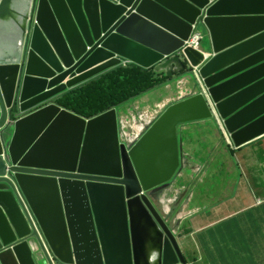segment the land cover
<instances>
[{"label": "water", "instance_id": "obj_1", "mask_svg": "<svg viewBox=\"0 0 264 264\" xmlns=\"http://www.w3.org/2000/svg\"><path fill=\"white\" fill-rule=\"evenodd\" d=\"M122 61L200 80L129 151L116 110L55 103ZM197 122L264 136V0H0V264H187L158 207Z\"/></svg>", "mask_w": 264, "mask_h": 264}, {"label": "crops", "instance_id": "obj_2", "mask_svg": "<svg viewBox=\"0 0 264 264\" xmlns=\"http://www.w3.org/2000/svg\"><path fill=\"white\" fill-rule=\"evenodd\" d=\"M166 90L167 93L161 94L157 99L146 95L136 102L141 109L175 103L178 97L173 87L169 86ZM179 132L185 156L188 155L190 159L185 165V171L203 173L199 182L193 183L196 190L189 189L187 184L179 191L183 201L179 227L185 238L183 251L194 257L187 243L191 240L196 245L192 246L193 251L197 249V243L205 251L199 264H264V186L253 177L256 171H264V137L237 150L231 157L219 142L212 141L211 132L201 123L185 125ZM210 140L215 151L202 159L199 144L201 142L205 145L204 142ZM209 171H213L212 174ZM242 171L246 172L242 174ZM216 176L219 177V182L216 181ZM198 177L199 175L196 176ZM206 177L213 180L214 188L223 189L221 206L216 204V192L211 193L206 188L201 190ZM262 179L264 180V176H261ZM233 182H239L237 196L228 193ZM201 209L207 210L198 214V223L192 221L191 216ZM248 222L251 225L249 230ZM233 224L244 231L243 234L239 229L240 235L231 234Z\"/></svg>", "mask_w": 264, "mask_h": 264}, {"label": "clouds", "instance_id": "obj_3", "mask_svg": "<svg viewBox=\"0 0 264 264\" xmlns=\"http://www.w3.org/2000/svg\"><path fill=\"white\" fill-rule=\"evenodd\" d=\"M204 39H205V41L207 40L208 46H205V47L203 46L204 45L203 44ZM209 45H210V42H209L208 35L201 30L194 31V33L190 37L189 41L185 42V48H191V49L196 50L200 53L203 52V49L209 48ZM185 64H187L186 61H185ZM129 65H132V64L128 61H122L121 64L117 67H120V66L125 67V66H129ZM117 67H115V68H117ZM115 68H113V69H115ZM150 69H153L154 72L157 73L155 71L156 66L151 67ZM150 69H146V70H150ZM157 74H162L163 76L172 79V81L169 84H167L166 86L162 87V89H167V87H169V86H171V87L175 86V89L177 91V97H178L179 101L176 100L175 103H171V104L167 103L168 105H159L157 107H154L153 109H141V106L136 101L140 100L141 98H143L146 95H150L151 93L160 90V88H158L154 91H151V92L145 94L144 96L133 101L132 103L125 105L124 107L120 108L119 110L112 109V110L117 111L119 145L124 144L126 146V148L128 149V151L130 150V146L133 147L142 138V136L145 134V132L148 129H150L155 122L158 121V119L163 115V113L166 109H168L172 105L178 104L181 101H184V100L190 98L196 92H199V90L194 88V85L196 84V80H198V82L200 83V80L198 78V69L197 68L196 69L187 68L185 71H183L179 74L173 73V75L170 77L167 75L166 71H162V72H159ZM80 85H83V84H80ZM80 85H78V86H80ZM78 86H76V87H78ZM76 87H74V88H76ZM66 91H69V90H66ZM60 96H58L55 99L57 100ZM55 103H56V101H55ZM93 119H95V118H93ZM84 120L89 121L92 119H84ZM199 123L203 124V122H199ZM190 124H193V123H190ZM190 124H186V126L190 125ZM204 124L208 125V123H204ZM183 126H185V125H180L178 127L179 137H180L179 131H180V129H182ZM210 131H211V134H213V131L212 130H210ZM263 137H260V138H263ZM260 138H258V139H260ZM258 139H256V140H258ZM180 140L182 141L181 137H180ZM256 140H254V141H256ZM254 141H252V142H254ZM252 142H250V143H252ZM250 143H248V144H250ZM200 144H201V142H200ZM248 144H246L240 148H236L231 143V145L228 146L227 151L229 152L230 156L232 157L237 150H240L241 148L247 146ZM183 145H184V143L182 142V149H183L182 150V158L180 159V166H179V170H178L181 172L177 173L173 177V179L171 180L170 183L174 182V185H171L167 189V191H164L163 194H164L165 200L158 207L162 217L165 218L166 220H169L172 223V225H173L172 229L174 230V233L176 234V236L179 237V244L181 247V251L184 250L182 248L181 242L185 238L183 237V235L179 229L180 222L182 221L180 208H181V205L183 202L181 199V196H180L181 193L179 191L184 189L185 188L184 186L187 184L189 185V189L196 190V186L193 183H198L200 180V177L203 175L202 172L194 173V171H185V165H186L187 161H190V159H189L188 155L185 156ZM204 173H205V171H204ZM198 175H199V177L196 178V176H198ZM205 180H204V182H205ZM221 203H222V201H221ZM262 204H264V203H262ZM193 216H191V217H193ZM36 228H37V230H39L38 224H36ZM203 231H205V230H203ZM203 231H201V232H203ZM187 236H190V234H188ZM35 249H36V247H35ZM182 254H183V251H182ZM183 256H184V254H183ZM185 260H186V258H185ZM52 261L54 262V264H64L63 262H57L56 259L54 258V256L52 257ZM65 264H68V263H65ZM187 264H188V262H187Z\"/></svg>", "mask_w": 264, "mask_h": 264}, {"label": "trees", "instance_id": "obj_4", "mask_svg": "<svg viewBox=\"0 0 264 264\" xmlns=\"http://www.w3.org/2000/svg\"><path fill=\"white\" fill-rule=\"evenodd\" d=\"M171 81L153 69L146 70L134 65L120 66L66 91L56 100V104L80 118L93 119L112 109L119 110ZM235 231L239 232L238 228H231V234ZM220 260L223 261L222 258Z\"/></svg>", "mask_w": 264, "mask_h": 264}, {"label": "rangeland", "instance_id": "obj_5", "mask_svg": "<svg viewBox=\"0 0 264 264\" xmlns=\"http://www.w3.org/2000/svg\"><path fill=\"white\" fill-rule=\"evenodd\" d=\"M203 44H204L205 46H208V42H207V40L204 41ZM173 88L175 89V86H173ZM165 93H167V90H166V89H162V88H160V90L151 93L149 97H150L151 99H153V98L157 99V98H159V96H160L161 94H165ZM174 93L177 94L176 89L174 90ZM189 95H190V94H189ZM151 113H152V112H151ZM201 124H202V123H201ZM202 125L205 126L207 129L212 130V128H211L209 125L204 124V123H203ZM212 136H213V138H212L213 140H212V141H217V142H219V143L222 145V147L227 151L228 146L231 145V141H230V139H229L227 136H223L222 134H219V133H217V132H213ZM211 143H212V142H211V140H210L209 142L205 141V142H204L205 145H203V144H199L202 159H205V156H206L208 153L215 151V146H214V145H211ZM205 172H207V171H205ZM209 172L212 174L213 171H209ZM239 172H240V171H239ZM244 172H246V171H242V174H243ZM261 176H264V171H256L255 174L253 175V177L256 178V179L258 180L259 184L262 185V186H264V180H263V179L261 180ZM216 181L219 182V177H218V176H216ZM205 188H206V189H209L211 193L216 192V196H217V202H216V204H217V206H221V205H222L221 201L223 200V199H222L221 191H222L223 189H222V188H221V189H219V188H214L213 180H212V179H209L208 177L206 178V180H205V182H204V185L201 186V190L203 191V189H205ZM238 188H239V182H238V183L233 182V183H231L230 186H229L228 193H229V194H232V195H234V196H237V195H238ZM240 195H241V194H240ZM263 203H264V202H263ZM206 210H207V209H201L200 212H199L198 214H200V213L202 214V213H204ZM210 210H213V209H210ZM198 214H195V215L192 217V221L198 223V221L200 220ZM263 219H264V218H263ZM244 221H247V220L244 218ZM199 226H200V225H199ZM198 228H199V227H198ZM231 228H238V229L241 231L242 234H243V232H244V231H242L237 225H234V224L231 226ZM250 228H251V225H250V223L248 222V230H249ZM233 234H234V235H240V232L235 231V232H233ZM183 243H184V240H182V242H181L182 248L184 249V244H183ZM187 243H188L189 246L191 247V249H192V250H191V251H192L191 254H193L194 257H193L192 255H189V252L185 251V252H186V253H185V252L182 250V251H183V254H184V257L186 258V261L188 262V264H199L200 259H201V258L204 256V254H205V251L201 248V246H200L199 243H197V249L194 250V251H193V247H192V246H196V245H195L191 240H188ZM193 260H195V261H193Z\"/></svg>", "mask_w": 264, "mask_h": 264}, {"label": "built area", "instance_id": "obj_6", "mask_svg": "<svg viewBox=\"0 0 264 264\" xmlns=\"http://www.w3.org/2000/svg\"><path fill=\"white\" fill-rule=\"evenodd\" d=\"M65 264V263H64Z\"/></svg>", "mask_w": 264, "mask_h": 264}]
</instances>
